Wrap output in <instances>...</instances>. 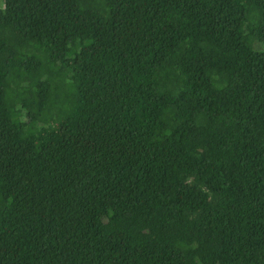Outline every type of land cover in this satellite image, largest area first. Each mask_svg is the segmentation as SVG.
I'll return each instance as SVG.
<instances>
[{"label": "trees", "instance_id": "obj_1", "mask_svg": "<svg viewBox=\"0 0 264 264\" xmlns=\"http://www.w3.org/2000/svg\"><path fill=\"white\" fill-rule=\"evenodd\" d=\"M0 264H264V0H0Z\"/></svg>", "mask_w": 264, "mask_h": 264}]
</instances>
